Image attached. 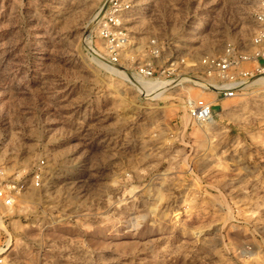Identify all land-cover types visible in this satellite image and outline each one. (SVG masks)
Listing matches in <instances>:
<instances>
[{"label":"rangeland","instance_id":"1","mask_svg":"<svg viewBox=\"0 0 264 264\" xmlns=\"http://www.w3.org/2000/svg\"><path fill=\"white\" fill-rule=\"evenodd\" d=\"M129 1L115 64L110 0H0V169L29 179L45 160L11 211L10 261L264 264V72L198 122L182 107L198 87L151 98L117 70L153 36L195 58L248 40L253 0Z\"/></svg>","mask_w":264,"mask_h":264},{"label":"built area","instance_id":"2","mask_svg":"<svg viewBox=\"0 0 264 264\" xmlns=\"http://www.w3.org/2000/svg\"><path fill=\"white\" fill-rule=\"evenodd\" d=\"M253 2L251 18L254 29L248 40L230 39L221 51L205 52L195 58L178 53L173 49L176 46L173 41L165 42L153 36L148 41L146 55L137 58L131 71L127 69V72L122 70L120 73L128 76V80L146 96L160 84L164 85L161 94L184 84L198 87L203 95H185L182 107L193 120L210 121L219 101L235 96L251 76L264 72V64L261 63L264 59V0ZM131 10L129 0H110L99 28L105 54L115 64L124 60L125 49L131 42L126 20ZM212 93L215 96L208 99L206 96ZM44 168L45 160L42 159L29 179L8 176L0 169V264H12L11 211L29 187L42 185Z\"/></svg>","mask_w":264,"mask_h":264},{"label":"bare ground","instance_id":"3","mask_svg":"<svg viewBox=\"0 0 264 264\" xmlns=\"http://www.w3.org/2000/svg\"><path fill=\"white\" fill-rule=\"evenodd\" d=\"M117 70L122 71V69H120V68H117ZM262 77L264 78V76H262ZM262 77L259 76L258 79H261ZM258 79H256V80H258ZM163 87H164V85L160 84V86L156 87V89H154L152 92H148L147 96L151 95L152 98H157L161 94Z\"/></svg>","mask_w":264,"mask_h":264},{"label":"crops","instance_id":"4","mask_svg":"<svg viewBox=\"0 0 264 264\" xmlns=\"http://www.w3.org/2000/svg\"><path fill=\"white\" fill-rule=\"evenodd\" d=\"M220 105H221V103H220V101H219V103H217V104L215 105V106H216L215 108L219 107ZM214 112H215V115H216V109H215Z\"/></svg>","mask_w":264,"mask_h":264}]
</instances>
